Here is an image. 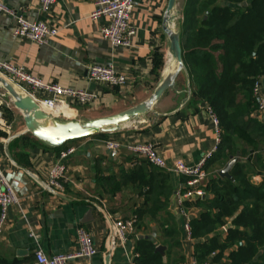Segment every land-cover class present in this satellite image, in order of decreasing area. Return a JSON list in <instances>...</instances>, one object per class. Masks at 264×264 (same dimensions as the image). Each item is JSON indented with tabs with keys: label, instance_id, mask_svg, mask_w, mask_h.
I'll return each mask as SVG.
<instances>
[{
	"label": "crops",
	"instance_id": "0c3cea01",
	"mask_svg": "<svg viewBox=\"0 0 264 264\" xmlns=\"http://www.w3.org/2000/svg\"><path fill=\"white\" fill-rule=\"evenodd\" d=\"M3 1L30 21L45 20L57 34L44 44L16 38L12 34L13 18L0 13V58L23 66L43 82L94 92L89 104L73 103L79 119L117 113L146 100L166 72L170 52L162 28L168 0H134L132 22L136 32L130 48L111 46L101 36L100 27L107 20L90 18L94 0H56L47 13L40 11L39 0ZM184 2L176 0L180 11L175 20L177 30L183 21ZM91 64L112 65L127 77V83L111 87L90 81L87 67ZM259 80L264 100V73ZM207 107L205 102H190L187 75L181 71L174 89H168L155 102L152 112L123 123L117 131L68 142L61 150L73 146L75 151L62 160L65 179L62 189L54 190L47 186L48 171L58 162L61 150L36 144L26 148L27 155L18 161L6 154V141L28 132H23L22 113L0 88L1 164L17 196L0 234V264H37V248L46 255L73 253L78 249V228L92 237L97 252L91 257L73 258L70 264H106L107 257L108 264H138V239L164 246L161 255L169 264H187L197 239L185 238V216L180 208L189 221L198 217L201 208L196 201L205 195L208 178L223 168L210 161L219 136ZM255 115L264 121V108ZM107 140L118 142L120 148L108 150ZM139 142L153 143L168 163L180 159L193 165L205 159L203 195L185 199L180 205L177 193L185 189L188 177L152 166L130 153L128 146ZM151 173L171 188L166 207L158 212L145 211L140 227L120 242L115 238L113 222L136 216L135 211L143 207L146 187L138 183ZM261 180L260 174L251 177L253 183ZM153 198L165 201L163 196ZM226 229V225L218 229L222 237ZM204 239L208 241V236ZM222 262L228 261L223 258Z\"/></svg>",
	"mask_w": 264,
	"mask_h": 264
},
{
	"label": "trees",
	"instance_id": "16d2710c",
	"mask_svg": "<svg viewBox=\"0 0 264 264\" xmlns=\"http://www.w3.org/2000/svg\"><path fill=\"white\" fill-rule=\"evenodd\" d=\"M182 16L178 30L190 102H205L218 119L219 142L210 161L223 167L239 153L230 170L233 179L214 172L205 195L196 201L201 211L189 221L197 239L193 254L199 264H264V121L255 115L258 99L253 94L255 81L264 73V0H185ZM98 134L106 132L92 136ZM67 143L52 147L24 133L10 139L7 147L18 161L36 144L59 152ZM255 174L262 176L261 182L251 181ZM142 179L138 185L146 187V199L135 211L134 228L140 227L145 211L164 209L171 192L152 173ZM223 225L224 237L218 231ZM138 242V264H169L152 242ZM223 258L228 262L219 263Z\"/></svg>",
	"mask_w": 264,
	"mask_h": 264
},
{
	"label": "built area",
	"instance_id": "2783aa9c",
	"mask_svg": "<svg viewBox=\"0 0 264 264\" xmlns=\"http://www.w3.org/2000/svg\"><path fill=\"white\" fill-rule=\"evenodd\" d=\"M56 0H39L40 11L47 13L52 8ZM134 0H94V9L90 13V18H105L106 24L100 27L101 36L108 41L111 46L130 48L136 27L132 22ZM0 13L13 18L12 34L16 38L27 39L36 44H44L50 38L56 36L57 29L47 24L45 20L30 21L20 11L9 7L3 0H0ZM175 28V26H174ZM88 78L90 81L100 85L111 87L125 86L127 77L114 70L112 65L91 64L87 67ZM0 75L10 81L23 95L30 96L39 107L53 118H75L77 115L73 103L81 105L89 104L94 98L95 93L88 90L76 89L72 87L60 86L52 82H43L37 76L31 74L23 66L15 65L7 60L0 58ZM253 94L258 99L257 111L264 108V100L260 96V80L255 81ZM69 114L65 113V110ZM212 116V121L219 136L218 119L207 107ZM219 140V138H218ZM105 146L108 150H117L120 144L116 141L107 140ZM75 147L70 146L61 150L56 162L48 171L47 186L54 190L62 189V182L65 179L66 166L63 159L74 153ZM128 151L147 161L148 164L167 169L177 175H185V189L177 193L178 202L193 196H202V182L206 178L204 170L205 159L196 164H187L182 160H174L168 163L156 150L151 142H139L128 146ZM3 150L0 146V234L8 220L10 206L17 201L15 190L6 179L4 169L1 164ZM180 213L185 216L183 230L185 238L192 240L191 227L185 211L180 208ZM136 216L126 219H116L113 222L115 238L126 241L128 235L134 230ZM78 249L73 253L46 255L40 248L34 252L37 264H70V260L76 257H91L96 254V246L92 237L82 228L76 231ZM187 264H199L191 255ZM209 264V260L201 263Z\"/></svg>",
	"mask_w": 264,
	"mask_h": 264
},
{
	"label": "water",
	"instance_id": "95a60500",
	"mask_svg": "<svg viewBox=\"0 0 264 264\" xmlns=\"http://www.w3.org/2000/svg\"><path fill=\"white\" fill-rule=\"evenodd\" d=\"M245 4V2L243 3ZM176 0H168L165 14L163 17V32L169 41V52L175 62V66L169 72L161 75L156 87L150 96L125 110L117 113L98 116L86 120H66L57 122L52 116L43 111L39 105L28 95H23L19 90L6 78L0 75V88H2L9 96L15 108L20 110L23 116L25 130L32 136L41 140L45 144L57 147L68 141L90 137L99 132H114L120 129L125 122L135 120L139 116H143L152 112V106L160 97L168 90L174 89L177 75L185 72V66L182 60V49L180 45L179 30L175 29V20L180 15V11L176 9ZM8 141L4 145L5 152L8 156ZM239 161V153L224 165L218 171L220 177L232 180L230 174L231 168ZM141 236H139L140 238ZM165 247L157 245L155 251L163 254ZM108 264V257L106 258Z\"/></svg>",
	"mask_w": 264,
	"mask_h": 264
},
{
	"label": "rangeland",
	"instance_id": "374dc122",
	"mask_svg": "<svg viewBox=\"0 0 264 264\" xmlns=\"http://www.w3.org/2000/svg\"><path fill=\"white\" fill-rule=\"evenodd\" d=\"M179 17V16H178ZM177 17V18H178ZM176 29V28H175ZM54 120L55 121H57V122H61V121H66V120H84V118H80L79 119V117H78V115H76L75 116V118H64V117H62V116H60V117H56V118H54ZM69 142V141H68ZM70 142H72V141H70ZM227 163V162H226ZM225 163V164H226ZM224 167V166H223Z\"/></svg>",
	"mask_w": 264,
	"mask_h": 264
},
{
	"label": "bare ground",
	"instance_id": "6f19581e",
	"mask_svg": "<svg viewBox=\"0 0 264 264\" xmlns=\"http://www.w3.org/2000/svg\"><path fill=\"white\" fill-rule=\"evenodd\" d=\"M174 64H175V62H174L173 58L170 55L169 60H168V64H167V68H166V72L171 71L173 69V66H175ZM65 113L69 114L67 109L65 110Z\"/></svg>",
	"mask_w": 264,
	"mask_h": 264
}]
</instances>
